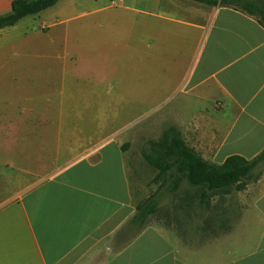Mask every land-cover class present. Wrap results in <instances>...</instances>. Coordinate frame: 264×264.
<instances>
[{
  "label": "crops",
  "instance_id": "1",
  "mask_svg": "<svg viewBox=\"0 0 264 264\" xmlns=\"http://www.w3.org/2000/svg\"><path fill=\"white\" fill-rule=\"evenodd\" d=\"M16 1L0 0V16ZM124 3L110 0L99 11ZM121 8L145 26L148 40L179 43V86L205 106L190 119L168 115L164 131L178 130L211 164L260 155L264 28L256 19L190 0H131ZM67 14L29 16L0 31V83L5 73L35 88L53 83L54 71L69 55L59 48L70 32ZM188 56L191 64L184 68ZM6 95L0 86V152L5 154L0 160V264H264V173L240 192L242 208L228 212L225 224L215 220L193 232L184 220L147 225L148 218L134 224L145 199L130 173L141 167L134 143L153 128L134 131L125 141L131 147L123 140L76 144L74 135L65 141L63 132L37 129L49 119L38 113L35 100L13 102ZM7 139H16L15 149ZM193 200L199 210L206 206L202 193Z\"/></svg>",
  "mask_w": 264,
  "mask_h": 264
},
{
  "label": "rangeland",
  "instance_id": "2",
  "mask_svg": "<svg viewBox=\"0 0 264 264\" xmlns=\"http://www.w3.org/2000/svg\"><path fill=\"white\" fill-rule=\"evenodd\" d=\"M130 1L119 4L117 10L104 12L99 10L108 8L110 0H62L47 12L34 16L45 19L53 15L54 18L56 14L68 12L67 17L72 19L67 26L70 32L67 40L59 42V48L68 50L69 55L54 71L52 84L44 82L42 88H35L5 73L7 79L0 86L12 101L13 98L18 102L26 98L36 101L38 113L49 119L39 123L37 129L52 128L63 132L64 137L74 135L76 144L88 146L101 140L125 142L134 131L153 128L150 136L143 135L134 143L133 153L141 167L130 171L145 201L158 191L162 181H155L157 171L144 160L142 150L149 142L161 138L167 128L163 124L165 117L181 115L190 119L205 106L197 97L186 96L179 86L175 76L182 61L179 43L148 40L144 35L145 26L134 23V14L122 11L121 7L128 6ZM117 12L124 15L114 16ZM190 60L188 56L184 68L190 66ZM207 108L211 113L212 107ZM15 142L16 139H7L6 144L15 149ZM126 144L131 147L130 142L123 143ZM4 155L0 152V160ZM132 162L136 163L134 159ZM199 193L187 182L176 193L164 188L159 195L157 212L146 224L184 220L193 232L195 226L204 230L215 220L225 224L228 212L242 208L240 192L233 189L230 197L220 195L210 199L199 210L193 200Z\"/></svg>",
  "mask_w": 264,
  "mask_h": 264
},
{
  "label": "trees",
  "instance_id": "3",
  "mask_svg": "<svg viewBox=\"0 0 264 264\" xmlns=\"http://www.w3.org/2000/svg\"><path fill=\"white\" fill-rule=\"evenodd\" d=\"M61 0H18L9 14L0 16V31L17 25L29 16H36L56 6ZM199 4L229 8L256 19L264 28V0H190ZM142 156L157 171L155 181H162L158 191L138 206L133 223L144 224L155 215L160 204V193L167 187L175 193L183 182L202 193V204L207 205L212 196L231 195L233 189L246 190L264 173V151L252 160L231 156L222 165L205 161L189 148L180 132L174 128L164 131L158 141L148 143Z\"/></svg>",
  "mask_w": 264,
  "mask_h": 264
}]
</instances>
